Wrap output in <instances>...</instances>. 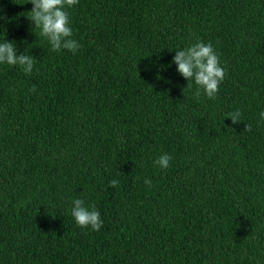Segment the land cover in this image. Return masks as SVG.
I'll use <instances>...</instances> for the list:
<instances>
[{
	"label": "trees",
	"instance_id": "trees-1",
	"mask_svg": "<svg viewBox=\"0 0 264 264\" xmlns=\"http://www.w3.org/2000/svg\"><path fill=\"white\" fill-rule=\"evenodd\" d=\"M31 8L0 0V42L36 61L0 64V264H264V0H78L75 53ZM198 41L226 69L214 99L172 63Z\"/></svg>",
	"mask_w": 264,
	"mask_h": 264
},
{
	"label": "clouds",
	"instance_id": "clouds-1",
	"mask_svg": "<svg viewBox=\"0 0 264 264\" xmlns=\"http://www.w3.org/2000/svg\"><path fill=\"white\" fill-rule=\"evenodd\" d=\"M32 5L30 21L35 28L40 30L39 35L45 37L54 52L62 49L75 53L79 48V42L73 38L67 8L78 3V0H28ZM35 58L29 54H17L14 41L0 42V64L19 65L25 74H31L35 64ZM176 65V71L187 81L193 80L198 86L195 95H201V89L208 99H214L219 91V85L224 80L226 69L221 65L220 57L211 42H196L182 50H176L172 58ZM34 90V86H33ZM261 121H264V111L259 113ZM233 124L241 122V112L236 110L228 113ZM251 125L245 126V131H250ZM172 159L168 154L160 155L154 164L161 169L169 167ZM144 183L151 186L152 181L145 179ZM115 179L109 182L110 187L118 186ZM71 215L75 223L81 228L91 227L99 231L103 225L100 212L95 204L86 205L85 201L76 198L72 200Z\"/></svg>",
	"mask_w": 264,
	"mask_h": 264
}]
</instances>
